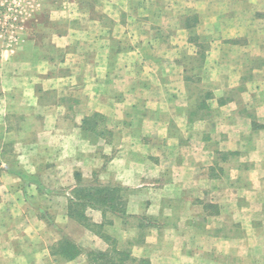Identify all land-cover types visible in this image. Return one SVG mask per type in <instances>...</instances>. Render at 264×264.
<instances>
[{"label":"crops","instance_id":"crops-1","mask_svg":"<svg viewBox=\"0 0 264 264\" xmlns=\"http://www.w3.org/2000/svg\"><path fill=\"white\" fill-rule=\"evenodd\" d=\"M10 1L22 6L17 21L0 20V211L16 205L13 191L29 188L10 170L14 163L33 175L41 167L44 177L78 166L83 175L96 170L101 182L132 190L128 203L136 208L133 213L157 224L151 240L155 252L161 254L163 239L173 233L174 264H258V255H264V178L256 176L264 175V162L252 156L255 165L246 168L238 162L236 174L226 166L215 169L208 143L220 141L213 134L222 124L220 115L206 120L198 132L187 106L178 103L179 89L168 93L158 78L159 67L166 66L162 62L178 64L177 53L168 50L181 45L168 40L165 30L180 29L176 0H147L146 5L123 0V6L114 0ZM132 14H137L136 23ZM154 62L160 66L154 68ZM175 68L170 79L179 84L183 69ZM148 71L155 78L142 77ZM116 78L125 81L122 88H114ZM154 87L162 89L159 100ZM119 111L125 117H115ZM96 112L106 116V128L99 134L86 132L84 120ZM236 122V127L245 126L244 120ZM238 131L236 144L243 140ZM196 133L202 145L194 143ZM86 136L106 146L107 156L96 148L90 154L94 145ZM256 141L264 149V139L252 138ZM241 173L253 183L243 187ZM212 206L218 212L212 213ZM23 218L25 226L33 219ZM3 219L0 264H36L31 257L35 248L21 243L27 235L17 233L12 219L7 225Z\"/></svg>","mask_w":264,"mask_h":264},{"label":"rangeland","instance_id":"rangeland-1","mask_svg":"<svg viewBox=\"0 0 264 264\" xmlns=\"http://www.w3.org/2000/svg\"><path fill=\"white\" fill-rule=\"evenodd\" d=\"M117 1L121 5L123 4V0H114L116 4ZM157 1L162 2V0H154L155 3ZM163 1L170 2L169 0ZM255 1H172L179 4L177 5V18L180 29H165L168 32H164H167L168 40L173 38L178 47L181 45L180 49H176L173 45L168 50L170 54L177 53L179 57L176 59L178 64L171 63L168 60L162 62L166 65L162 69L158 62H154V68L160 66L161 72L158 71V78L164 83L166 91L172 93L177 88L179 89L180 97L179 102L177 98V102L187 106L190 119L195 123L194 126L198 132L204 129L202 124L206 120L220 115L222 126L216 127L213 132L216 137L220 135V141L208 143L210 160H212V166L215 169L219 170L220 167L225 168L226 166V171L230 170L232 174H236L234 166L238 162H241L243 167L246 168L255 165L256 159H261L264 162V153L262 152L264 149L261 143L259 144L257 141L252 143V138L255 139L261 136L264 139V0ZM146 2L147 0H137L135 4L146 5ZM255 3L258 4L256 8L254 7ZM257 8L259 10H256ZM116 14L120 15L119 12ZM151 17L152 21L155 22L156 18L152 15ZM143 18L149 20L147 15ZM175 18L176 16H173L172 19ZM130 19L136 23L138 21L137 14H132ZM0 20L1 23H4L2 19ZM169 22L170 17L166 20L167 24ZM52 37H48V40H51ZM192 37L196 42L192 41ZM46 49L51 51L52 55L57 54L53 51L54 47H46ZM112 49H115V47H112ZM175 65H179V69L180 67L183 69V72H181L182 80L179 84L170 79V75L176 69ZM67 68L69 69V66ZM60 69L67 72V70H64L66 68L61 67ZM145 73L142 77H149V75L154 77L149 71ZM174 74L176 73L174 72ZM154 78L152 82L155 81ZM124 82V80L116 78L114 88H122ZM130 82L131 80L127 79V84ZM131 84H133V81ZM154 89V97L159 100L162 98L160 95L162 89L158 87H154ZM220 90H223V92L219 93ZM222 107H225L223 111ZM218 111L221 113H218ZM93 114L87 117V119L93 118L91 122L95 120L93 126H89L90 132L103 133L106 128V126L103 127L106 116L101 112H96L98 114L96 117H93ZM118 114L125 117L122 111L121 113L120 111L114 113V116L117 117ZM242 120L245 121V126L242 123L236 127L235 125L238 123L236 121L241 123ZM248 120L250 126H246ZM239 129L243 140L241 143L236 144L235 136L238 132L240 133ZM196 134L194 143H196V146L198 144L202 145L201 135ZM84 138L86 142L88 141L89 144L94 145L89 151L90 154H94L95 148V152L103 153L106 146H103L102 143L95 144L92 137L86 136ZM248 141L250 142L248 143ZM88 143L85 144L83 150L88 149ZM85 151L82 152L85 154ZM250 151H252L251 154L248 153ZM104 152H107V150H104ZM103 154L107 156V153ZM252 156L253 160H256L253 164L251 163ZM241 157L242 161H240ZM199 161H203L202 158ZM86 165L89 166L90 164L87 163ZM72 169L79 175L74 173L72 177L69 176L70 171H73ZM83 169L85 173L87 167ZM63 170L64 174L62 175L53 171L50 175L44 177V170L40 167L36 175L43 183L44 189H34L36 185L29 184V188L25 187L19 193L13 191L12 193L15 195L18 194L16 205L12 202L9 212H5V209L0 211V218H4V224L7 225L8 218H10L17 227V233L27 235L22 238L23 241L19 240L28 248H35V252L34 250L31 251L34 253L31 257L36 264H104V262L108 264H152L151 259H154V257L156 264L161 262L163 264H174L178 256L173 253L174 249L171 248L169 243L172 240L170 235L173 233L167 232L166 236L169 237L163 239V241H166L163 246H160L161 250L159 251L161 254L155 252L154 243L151 240L154 238L157 224L152 222L153 219L150 216L141 219L133 213L136 208L128 203L132 190L121 184L101 182L96 170L93 173L88 171L85 175L81 171L82 168L78 166H72L69 169L64 166ZM241 175L243 187L253 183L252 180H248V175L242 173ZM232 176L230 175V178ZM245 176H247V179ZM260 177L264 178V175L256 176V178ZM76 186H78L77 190L81 191L83 188L86 189V192L81 194L79 192L75 196L70 191ZM99 186L123 188L121 193L123 209L120 212H106L104 214L99 206H87L89 204H86V201L91 199V195L88 193L89 188H99ZM30 194L32 199L27 197ZM5 198L6 196H4ZM71 198L77 200L80 205L73 206ZM210 208L212 213L218 212L217 206ZM258 208L261 210L260 206ZM70 209L76 210L78 215L70 218ZM26 215L29 220L34 219L28 221V226L24 225L23 217ZM80 215L88 223H105L102 229L99 228V231H105L109 238H105L101 234L92 231L90 227H86L84 223L78 220V217H81ZM17 219L18 224H15L14 220ZM235 230L238 231V229ZM30 233L34 237H31ZM10 247L16 248L14 243ZM69 257L72 259H69ZM171 257L173 258L171 259ZM258 257V264H264V255H258Z\"/></svg>","mask_w":264,"mask_h":264},{"label":"trees","instance_id":"trees-1","mask_svg":"<svg viewBox=\"0 0 264 264\" xmlns=\"http://www.w3.org/2000/svg\"><path fill=\"white\" fill-rule=\"evenodd\" d=\"M192 41L196 42V40L192 37ZM203 54V52H202ZM98 114H93V117H96ZM93 119V118H92ZM91 118H86L84 120V122L86 123V125H84V130L86 128V132H90L89 130V126H93V124L95 123L93 120V122H91L92 120ZM92 124V125H91ZM86 126V127H85ZM98 133V132H97ZM10 170L18 177H20L26 184H34L37 186L38 190L40 189H44V185L41 182V180H39L37 175H33V174H29L27 173L23 168H21L20 166H18V164L14 163L13 167L10 168ZM79 175V174H76ZM76 188H73L70 192L73 193L75 196H77V194L86 192V189H83L81 191L77 190ZM123 192V188H118L117 187H109V186H99V188H93L90 187L88 190V193L91 195V199L86 201V204L88 207H94V206H99L100 209L103 210V213L105 214L106 212H112V213H117L120 212L123 209V202L121 200V193ZM71 203L73 206L77 207L79 206V202L77 200H73L71 198ZM78 213L75 210H69V216L70 218H73L75 216H77ZM81 217H78V220H80L82 223H84L86 225V227H90L92 231L97 232L98 234H101L102 236H104L105 238H109L106 234L105 231L101 230L99 231V228L102 229V227H104L105 223H88L84 221V218H82L83 216L80 215ZM96 228V229H95ZM107 252V251H106ZM73 258V256H72ZM69 257V259H72ZM143 261V260H140ZM104 264H108L106 262H104ZM120 264V263H118Z\"/></svg>","mask_w":264,"mask_h":264},{"label":"built area","instance_id":"built-area-1","mask_svg":"<svg viewBox=\"0 0 264 264\" xmlns=\"http://www.w3.org/2000/svg\"><path fill=\"white\" fill-rule=\"evenodd\" d=\"M19 10H21V6L16 1L0 0V19H2L4 23L16 21Z\"/></svg>","mask_w":264,"mask_h":264}]
</instances>
